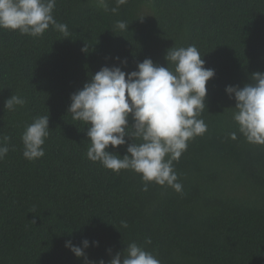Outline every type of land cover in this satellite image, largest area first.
<instances>
[{
  "label": "trees",
  "instance_id": "obj_1",
  "mask_svg": "<svg viewBox=\"0 0 264 264\" xmlns=\"http://www.w3.org/2000/svg\"><path fill=\"white\" fill-rule=\"evenodd\" d=\"M53 16L69 36L51 26L39 37L0 30V144L9 148L0 160V264H85L64 246L84 239L87 259L105 264L132 242L160 264H264V145L239 133L225 94L264 73V0H127L116 14L95 0H56ZM189 45L215 71L199 117L207 131L173 162L180 193L154 183L143 191L131 170L87 159V128L67 114L69 97L102 67L120 66L114 57L131 72L146 58L166 66L168 49ZM13 94L26 104L8 111ZM45 115V155L30 162L21 135ZM126 147L107 151L123 157Z\"/></svg>",
  "mask_w": 264,
  "mask_h": 264
},
{
  "label": "clouds",
  "instance_id": "obj_2",
  "mask_svg": "<svg viewBox=\"0 0 264 264\" xmlns=\"http://www.w3.org/2000/svg\"><path fill=\"white\" fill-rule=\"evenodd\" d=\"M95 2L105 11L116 14L127 0H116L117 6L111 9L106 0ZM55 5L56 0H0V30L39 37L51 26L67 37L68 26L53 16ZM115 28L127 30L128 25L117 21ZM82 51L89 50L85 47ZM164 59L166 66L146 58L135 70L125 72L122 67L126 60L114 57L120 66H105L91 75L69 97L67 114L86 125L88 160L99 162L117 174L131 170L144 182L143 191L154 183L180 193L183 186L178 182L173 162L186 151L188 141L207 131V125L199 117L206 109V84L214 78L215 71L205 67L195 45L172 47ZM225 94L235 101L232 119L239 133L249 144L264 145V73H253L251 81L242 88L226 86ZM25 104L23 97L13 94L5 101L4 109L15 111L17 106ZM49 134V116L35 118L21 135L22 156L30 162L44 157L43 146ZM229 137L236 140V132ZM125 144L123 157L107 151L109 146L115 150ZM8 151L6 144H0V160ZM127 226L125 221L121 222V227ZM89 243L84 239L80 245H74L68 240L64 246L76 258H84L85 264H105L103 259H87L85 250ZM150 243V239L145 240V244ZM92 246H98V242L93 241ZM108 264H160V261L143 246L132 242Z\"/></svg>",
  "mask_w": 264,
  "mask_h": 264
}]
</instances>
